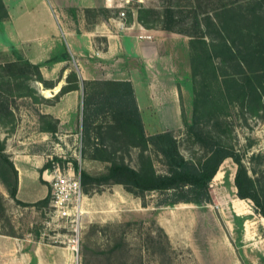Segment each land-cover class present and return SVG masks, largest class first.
Masks as SVG:
<instances>
[{"label": "rangeland", "instance_id": "rangeland-1", "mask_svg": "<svg viewBox=\"0 0 264 264\" xmlns=\"http://www.w3.org/2000/svg\"><path fill=\"white\" fill-rule=\"evenodd\" d=\"M128 1L115 5L124 11L127 23L139 10L143 22L138 24L144 29L167 27L171 31H163L185 38L188 48L189 40L195 42L189 50L188 76H172L170 84L179 88L180 122L159 125L144 118L145 136L170 128L179 154L189 163L200 161L215 144L232 151L245 166L258 204L236 196L232 180L236 166L230 159L218 166L210 182V200L201 204L162 205L156 191L99 179L112 163L136 171L150 164L157 174H163L165 166L151 147L123 126L116 111L99 116L82 133V100L103 95L107 86L96 83L104 80L79 82L72 69L69 74L75 73L78 83L73 79L71 85L78 88L79 98L73 107L58 112L59 124L44 114V107L54 105L58 97L34 81L36 74L18 48L0 39V233L29 234L33 241L56 246L63 244L54 241L55 234L68 236L65 229L46 225L47 202L22 205L8 195L13 183L10 158L35 155L43 165L52 162L64 169L69 165L79 172L82 213L72 264H264V220L259 213L264 207V4ZM223 39L231 52L225 50ZM56 60H66V55L42 66ZM41 78L66 81L61 73L52 80Z\"/></svg>", "mask_w": 264, "mask_h": 264}, {"label": "crops", "instance_id": "crops-1", "mask_svg": "<svg viewBox=\"0 0 264 264\" xmlns=\"http://www.w3.org/2000/svg\"><path fill=\"white\" fill-rule=\"evenodd\" d=\"M0 2L6 13L0 22V39L7 46L18 48L29 64L39 66L41 76L52 80L61 73L65 80L70 71L76 69L79 82H129L143 125L147 117L159 125L180 122L179 88L174 89L170 84L174 82L172 76L182 74L186 77L190 72L185 38L163 30L144 29L134 13L128 23L126 16L118 18L119 8L115 5L121 4L122 0ZM143 34L151 38H138ZM60 54H65L66 60L42 66ZM54 84L52 89H47L53 96L65 83ZM77 89L59 96L54 105L44 107L43 113L59 124L58 112L73 107V101L79 98ZM10 162L16 170V200L31 204L48 194L42 176L45 169H42V158L12 156ZM71 256L64 246L33 241L29 234L17 237L0 233V264H72Z\"/></svg>", "mask_w": 264, "mask_h": 264}, {"label": "trees", "instance_id": "trees-1", "mask_svg": "<svg viewBox=\"0 0 264 264\" xmlns=\"http://www.w3.org/2000/svg\"><path fill=\"white\" fill-rule=\"evenodd\" d=\"M262 3L264 4V0H260V4ZM141 14L142 12L139 10L136 13V20L139 24L143 22ZM5 17L6 13L0 2V21L5 19ZM162 30L171 31V29L167 27L162 28ZM213 30L217 35H221V29L219 27H215ZM207 34H209V32ZM224 39L227 38L224 36ZM224 39L221 40V42L225 50L229 53L231 49L228 45V40ZM194 45L195 42L189 40L190 53L193 51ZM28 66L33 69L36 74V79L34 81L39 83L43 89H52L55 86L51 81H46L41 78L38 72V66L30 64H28ZM73 79L77 84L75 73L67 75L65 78L66 84L59 89L53 98L55 99L71 90H76V85H71ZM96 84L107 86V91L98 98L87 96L82 100V133L86 131L87 126L99 116L109 111H116L123 122V126L134 131L138 141L151 147L161 157L165 166V172L163 174H157L150 164L140 167V169L136 171L126 165L112 163L108 166L106 173L100 176L99 179L105 181L112 180L115 183L123 184L125 187L138 189V191H156L161 197L158 203L162 205H173L176 203L201 204L209 202L210 200V182L218 173V166L225 159H230L236 166L232 178L233 185L236 189V196L240 199L248 198L258 204L251 193V179L247 175L245 166L238 155L223 146L215 144L209 147L207 154H205L200 161L197 163H189L179 154L176 140L169 131L145 136L129 82L102 81ZM2 150L3 146L0 143V152H2ZM8 166L13 177V183L7 190L8 195L14 199L16 203L28 205L29 203H23L14 198L16 190V170L10 161ZM47 166L43 165L42 169ZM82 177H85V175L83 174ZM48 200L49 192L44 198L34 202V204L46 203ZM259 213L264 220L263 206L259 209Z\"/></svg>", "mask_w": 264, "mask_h": 264}, {"label": "built area", "instance_id": "built-area-1", "mask_svg": "<svg viewBox=\"0 0 264 264\" xmlns=\"http://www.w3.org/2000/svg\"><path fill=\"white\" fill-rule=\"evenodd\" d=\"M128 0H122L124 5L128 4ZM123 11L118 12V18H124ZM140 39L149 40L150 35H140ZM42 176L49 186V211L46 225H52V229L61 227L67 231L68 236L62 234L64 240L55 238L59 234H55L54 241L62 243L67 248L72 257L78 252V240L80 232V221L82 213L83 192L80 183L79 172H74L71 166L65 169L60 168L57 163L50 164L42 173ZM264 236V230H263Z\"/></svg>", "mask_w": 264, "mask_h": 264}]
</instances>
